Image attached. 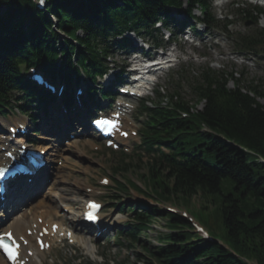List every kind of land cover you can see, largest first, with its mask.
<instances>
[{
	"label": "trees",
	"instance_id": "obj_1",
	"mask_svg": "<svg viewBox=\"0 0 264 264\" xmlns=\"http://www.w3.org/2000/svg\"><path fill=\"white\" fill-rule=\"evenodd\" d=\"M183 6L187 16L199 9L205 23L217 24L210 18L209 0H48L46 10L33 0H0V114L19 99L16 91L23 92L20 98L26 100L22 110L27 103L51 97L25 78L28 67L40 65L52 78L67 81H78L81 71L94 79L106 67L110 41L120 36L117 43L125 46L131 41L122 33L132 31L159 44L156 23L163 21L166 26L169 9ZM244 11L255 22L254 11L264 13L259 8ZM263 41L264 28L238 38L239 46L250 50ZM231 77L205 70L192 85L193 104L177 90L167 95L157 92V101L143 107L148 117L145 150L153 152L158 144L170 153L160 152L149 161L145 174H137L132 159L128 162L125 157L114 166L115 174L137 175L163 201L188 205L198 193L222 197L226 247L201 239L180 215L146 204L140 213L131 208L136 218L129 230L133 242L140 241L139 235L156 214L167 216L168 225L177 229L164 236L163 248L143 247L156 264H264V91L242 86L237 78L235 86L229 87ZM202 102L203 108L197 109ZM181 112L187 117H181ZM138 162L143 163L141 157ZM126 183L120 185L121 192L127 193L130 186L141 191L134 182Z\"/></svg>",
	"mask_w": 264,
	"mask_h": 264
},
{
	"label": "rangeland",
	"instance_id": "obj_2",
	"mask_svg": "<svg viewBox=\"0 0 264 264\" xmlns=\"http://www.w3.org/2000/svg\"><path fill=\"white\" fill-rule=\"evenodd\" d=\"M238 1V6H246V3L240 4V1L242 0ZM238 6H235L234 9ZM234 9H230L228 15V19L232 21V24L228 27L229 33H225L224 30H221L219 28H209L203 25H198L195 29L196 31H192L191 34L187 35V40L186 36H179V38L175 36L177 38V44H171L166 49H164V52L167 53V55L163 59L173 60L172 64H174V68L167 73L161 72V75H159V87L163 88L162 91L171 93L177 90L183 100L189 102V104H193L196 102V97L192 92V85L195 79H200L205 70H212L216 73H223L226 78L231 75L232 77L228 81L229 87L235 86L233 80L237 78L239 80V84L242 86L251 85L254 87H258L259 89L264 91V41L260 42L256 53H251L252 51L249 52L241 50L239 47H237V45L235 44V35L237 33L241 35L247 34L255 26V24L250 23L249 26H246V21L240 15H238ZM171 13L172 15H174V11H172ZM213 14H215L220 19L224 18L226 15L225 11L221 12L215 8H213ZM195 15H200V13L198 11H195ZM262 26H264L263 17L260 18L258 27ZM171 27L173 28V25H171ZM200 32L201 35L205 34L202 41L195 35ZM160 35H163L165 37L164 39H166L168 37L167 30L165 28H161L158 32V36ZM129 37L132 39L133 44L139 48L140 46L138 37L134 35H129ZM144 39L150 40L148 37ZM164 44L167 45V43ZM112 45L114 48H112V51L107 59V63L109 64V66L113 67L114 62H119V65L120 62H128L134 60L131 56H125L122 50H120L119 47L114 43ZM149 52L151 54L155 53L153 50ZM157 54L160 55V52H158ZM138 55L139 54L137 53L136 56ZM159 59H162V57H160ZM114 70L117 69L115 68ZM155 78L157 79L158 76H156ZM150 79L154 80V77H151ZM102 82L104 83L105 80L103 79ZM96 86H103V84L99 82V85ZM145 94L148 96L150 95L151 99H155L153 91L148 89L146 90ZM137 103L138 101L136 99V107ZM202 107L203 102L197 106L198 109H201ZM135 115V113H132L131 119L133 120L136 126L135 128L137 129L140 125L137 121H135ZM41 116V118L38 119L37 122L38 127L32 126L31 128L33 130H38V132L36 135H33L34 133L32 131L29 140L34 138L37 141V146H50L51 151H58V153L62 156L60 157L59 155H55L56 157H52L54 159V161L52 162L53 168L55 170L57 169V171L60 170V174H57L53 171V168L49 169V171L53 174L52 182L57 180L59 185H65V183L63 184V180L61 179L63 177L65 181L68 180L69 184H67V186H71L70 189H77L79 191L74 194L72 193L71 196H73L72 198L78 200L77 202H75L76 206L74 207L76 211H80L82 206V201H80V199H84L83 196H85V193L80 191L83 188L80 190L79 188H77V184L79 186L83 184H88L87 186L89 187L97 186L99 184L100 178L103 176H107V173H109V171H111V168L115 166L116 159H114L115 157H112V155L108 153V150H105L103 148V144L98 143L95 138L93 139V143H95V146L100 149H95L94 147L87 145V151H85V153L82 154L81 152H79L82 155V157H80L81 155L78 152H74L78 151V149L80 148L77 149L76 146H72L69 148L68 143H72L74 141L73 139L71 140L68 137L71 131H66L61 135L59 134L57 138L53 137L51 134H48L45 131L41 130V126H43L44 123H47V117H45L43 114ZM19 118L27 120L25 117H21L18 115L8 116V120ZM2 120L3 118L0 117V122ZM61 131L64 130L62 128H59V133ZM64 135L65 140H58V138L60 137L63 138ZM88 137L92 138L90 135L86 134L85 136L80 137L82 139H78L77 141H82L80 142V145H82L86 142V139ZM135 140L138 139L134 137L131 141H129L128 148L130 151L132 150L131 144ZM147 160V158H144V162ZM132 166L133 170L135 168L139 170L136 172L137 174L146 173L145 164L138 163L137 166L133 164ZM69 172H72L73 176L72 178L66 179ZM126 176L131 178L136 183H139V181L143 183L141 178L137 177V175L135 174ZM53 188H55V185L53 186ZM227 188L228 183L225 180L222 184V190L224 193L227 192ZM113 194L114 193H111L110 196ZM116 195L121 196L120 201L123 204H126L127 202L135 204V202L137 203L139 201L147 202L148 204H151L153 202L150 197L144 196L132 190L129 192V194H119V192H117ZM41 198H39L40 200L36 201V204L40 203V201L46 202L45 200H41ZM221 199L222 197L220 194L201 195L200 193H198L189 199L188 205L178 204V206L183 210L187 209L190 215H192L201 226L207 229L213 236L217 237L218 240L224 242L225 230L223 226ZM107 200L108 199L103 198L104 202ZM49 201L51 202V200ZM159 204L165 207L173 205L171 204V202H159ZM109 212H107V214H109ZM74 213H78L79 215H81L79 212L74 211ZM78 214L75 215L74 219L78 218ZM27 216V218L29 219L31 215L28 214ZM165 221H168V217L154 219L156 232L151 233L150 241L155 245L158 244L157 236L161 231H166L167 229H169L170 232L177 231V229H173L171 225L167 224L166 227L164 224ZM64 222L66 224H69L70 219L68 218L67 220H64ZM78 229L79 232L89 230H85L84 226ZM108 236L112 238L113 232L111 231ZM144 237L145 236L143 235V238ZM121 242L123 243L119 245L116 239H114L110 243H106V245H108L107 247L105 245L104 247L101 244L99 253H102L106 260L105 263L102 262L97 264H145L143 260L138 259V254L142 256L145 255V250L140 245L130 247L128 241Z\"/></svg>",
	"mask_w": 264,
	"mask_h": 264
},
{
	"label": "bare ground",
	"instance_id": "obj_3",
	"mask_svg": "<svg viewBox=\"0 0 264 264\" xmlns=\"http://www.w3.org/2000/svg\"><path fill=\"white\" fill-rule=\"evenodd\" d=\"M129 109L130 108H127L126 110H124L123 111L124 114L122 115V119L124 120V127H126V128L127 127L129 128V123H130L129 118H128L127 113H126V111ZM84 112H85L84 106H82L80 108L78 107V109H76V110L72 109L68 113L59 112L58 105H56V103H54L52 108H51V115L47 118V120H46L47 123H44L43 127H44V129L48 130V134L54 133L52 136L58 137L59 128H62L64 131L67 129L73 130L75 125L78 122V118H77L78 114L83 115ZM1 122H2L1 123V129L2 128L8 129L12 125L9 122H7L6 120L1 121ZM84 128H85V126H84ZM9 138H11L10 132H9L8 136H2V134L0 135V165L2 162H7L6 159H3L4 153L1 150L5 146L8 148V146L6 144L8 143ZM17 142L22 143L23 140L19 139V140H17ZM74 144L77 146V149L80 148L79 142H74ZM87 145H92L91 139H89L88 141H86L83 144L84 149H87L86 148ZM15 146H17V145L16 144L13 145V147H15ZM43 148L48 150V152H49L47 160L50 163H52L54 161V159L52 158L53 156H55V155L60 156V154H58L54 151H51L50 146H46ZM81 151H84V150H82L80 148L79 152H81ZM53 153H55V154H53ZM47 169H48V171H47ZM49 175H50L49 174V168H46L45 170H42L39 173L38 177L35 178L33 180V183H31V184H29L26 181V178H24L23 179L24 181L22 182L23 184H21L22 185L21 188H18V190L17 189L11 190V192H9V194L7 196V201L4 204L1 203V206H0L4 211L3 216L5 217V219L3 220L2 225H1V232L0 233H3L7 230H12L16 237H20V236L26 237V239L29 241L30 245L28 247H23V254H22L23 259H24V257H27V251L28 250H33L35 252V255L32 258H29V262L27 264H42V261L44 259V252H41L37 248V246H34L35 244L33 243L32 238L30 236H28V234H27V230L33 231L35 226L41 227V225L38 222V218H42L43 222L46 224L48 223L49 226H52L55 223L58 224L60 226L59 233L63 232L64 231V225H65V223L63 221L68 217L64 214H60L61 211H59L58 208H61L62 206H64L65 208L69 209V212L71 211L73 221H71L70 223L73 226L74 225L78 226L82 222L81 215H79L78 213H74V211L75 212H79V211H76L73 207H70V206H74L75 202L78 201V200L72 198L73 196H71V194L72 193L74 194V193L79 192V191L77 189L76 190L70 189L71 186H69V187L67 186V184H69L68 180L62 181L63 184L65 183L66 186L65 185L60 186L58 184L57 180H55L54 183H52L51 189H57V191H59V193L52 194L49 197V199L51 200V203H46V202L40 201V203L36 204V202H34L42 194L41 193L39 195L40 191L45 186L47 187V182L51 176V175L50 176ZM72 176H73L72 174L68 173L66 179L72 178ZM54 185H55V188H53ZM77 188H79V190L83 188L80 191H82L84 193V186L83 185L79 186L77 184ZM68 194H69V196H68ZM45 197H48V195ZM78 199H80V198H78ZM80 201H82V199H80ZM87 201H88V199L84 198V200L82 201L81 207L85 208ZM23 204H24V206H22ZM25 206H27V207H25ZM18 208H20V210L17 212ZM24 209L28 212H23V211H25ZM76 209H78V208H76ZM28 213L31 214V217L29 219L27 218ZM76 214H78V218L74 219ZM60 216L62 217L63 221L61 220V222L59 223L56 220H54L55 218H59ZM124 221H125V218L118 215L117 217H115V219L112 220V222L107 223V226L114 225L115 223H122ZM99 227H100V225H99ZM101 230H103L102 226H101ZM48 240L50 241V239H48ZM77 240L79 242H82L83 245H85L88 252H91V253L94 252L93 247L89 244L90 241H89L88 237L83 236L80 239H79V237H77ZM0 264H8L7 261L1 255H0Z\"/></svg>",
	"mask_w": 264,
	"mask_h": 264
},
{
	"label": "snow or ice",
	"instance_id": "obj_4",
	"mask_svg": "<svg viewBox=\"0 0 264 264\" xmlns=\"http://www.w3.org/2000/svg\"><path fill=\"white\" fill-rule=\"evenodd\" d=\"M98 123H104L103 121H101V122H98ZM92 207H99L98 205H92ZM89 219H96V217L94 216V215H92V214H89V217H88Z\"/></svg>",
	"mask_w": 264,
	"mask_h": 264
}]
</instances>
